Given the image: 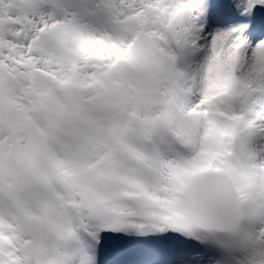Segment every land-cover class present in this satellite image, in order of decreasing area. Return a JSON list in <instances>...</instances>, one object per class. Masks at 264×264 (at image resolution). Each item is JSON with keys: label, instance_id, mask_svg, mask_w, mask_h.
I'll use <instances>...</instances> for the list:
<instances>
[{"label": "snow or ice", "instance_id": "6c2138e0", "mask_svg": "<svg viewBox=\"0 0 264 264\" xmlns=\"http://www.w3.org/2000/svg\"><path fill=\"white\" fill-rule=\"evenodd\" d=\"M0 264H264V0H0Z\"/></svg>", "mask_w": 264, "mask_h": 264}]
</instances>
